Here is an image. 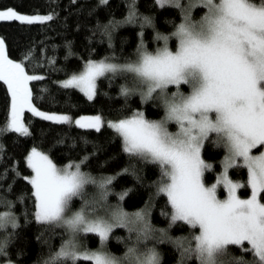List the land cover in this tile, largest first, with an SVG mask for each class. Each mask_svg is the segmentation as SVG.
<instances>
[{
	"label": "snow or ice",
	"instance_id": "6c2138e0",
	"mask_svg": "<svg viewBox=\"0 0 264 264\" xmlns=\"http://www.w3.org/2000/svg\"><path fill=\"white\" fill-rule=\"evenodd\" d=\"M107 3L99 0L101 5ZM154 4L180 9L179 22L168 21L172 31L161 32L155 13L140 12L138 0H125V15L97 19L94 28L112 45L117 28L138 24L132 54L121 59L113 51L95 59L90 52L88 58L81 57L78 69H64L65 78L57 83L75 87L93 100L99 78L111 82L125 77L117 95L127 101L138 93L141 103L155 102L163 109L158 119L148 118L141 108L114 119H105L101 111L73 118L68 112L42 110L33 102L30 82L42 80L47 73L27 70L26 62L33 58L31 48L21 59L11 58L5 38L0 36V81L10 97L8 118L0 133L30 135L22 118L25 109L48 121L75 123L84 129L100 130L107 124L121 138L122 150L130 160L159 168L157 179L149 182L154 191L144 206L128 211L122 201L130 188L117 192L116 202L109 199L114 191L112 181L119 172L94 173L83 167L92 153L85 151L81 159L58 165L48 151L31 147L24 158L30 175L21 173L15 164L11 166L16 176L30 183L31 193H20L16 200L0 198L4 205L0 210V257H4L0 264H18L9 251L19 235L21 213L15 211V204L28 198L33 200V209L29 212L25 207V224L34 220L38 225L63 229L59 246H50L48 254L41 253L33 264H161L156 246L161 240L175 244L180 252L177 264H185L191 257L198 264H264V0H188L186 4L154 0ZM197 6L205 11L193 19L192 9ZM53 15L27 14L12 6L0 8V20L5 21L43 22ZM146 25L153 29L154 48L144 39ZM170 40L174 41L172 46ZM65 44V59L77 57L72 41ZM40 59L61 70L54 56ZM173 123L175 131L170 130ZM82 139L88 143L87 138ZM208 142L224 149L222 170L212 183L206 181L205 171L213 169V163L202 155ZM3 147L0 144V149ZM93 148L98 150L99 146L93 144ZM235 167L246 168V180L230 175L229 170ZM120 171L131 172L143 182L134 164ZM7 174L8 169H4L2 175ZM221 186L226 192L223 196L218 194ZM88 187L95 191L85 198ZM242 187H247L249 194L241 195ZM11 189L9 183L6 191ZM160 194L166 195V207L170 206L169 211L161 209L168 218L166 227L151 221L154 199ZM76 197L82 201L79 207H74ZM178 222L185 223L189 231L173 236L169 230ZM118 226L128 230L127 237H117L125 241V251L120 254L107 247ZM88 233L98 234L97 247H88L79 239ZM232 247L251 257L236 255ZM23 254L22 249L16 252L17 257Z\"/></svg>",
	"mask_w": 264,
	"mask_h": 264
},
{
	"label": "trees",
	"instance_id": "16d2710c",
	"mask_svg": "<svg viewBox=\"0 0 264 264\" xmlns=\"http://www.w3.org/2000/svg\"><path fill=\"white\" fill-rule=\"evenodd\" d=\"M8 6L27 14L54 13L51 20L43 22L0 20V36L6 40L9 56L13 59H21L22 54L31 48L33 58L26 62L27 70L34 73H47L42 80L30 82L33 88V102L42 110L68 112L73 118L101 111L105 119H114L123 114H130L136 108L143 109L148 118L158 119L163 115V109L156 107L155 102L141 103L138 93L130 96L127 101L123 96H118L117 93L120 85L125 82V77L118 76L111 82L106 78H99L97 97L93 100H89L75 87H66L57 83L65 78L64 69H78L82 64L81 57L88 58L90 52L92 58L95 59L113 51L121 59L132 54L138 41V24H126L117 28L112 45H109L106 36L94 28L97 19L105 21L110 16L120 18L125 15V0H108L107 5L99 4V0H0V8ZM138 7L142 13H155L156 27L161 32L172 31L173 25L168 23L169 20L179 22L182 18L180 9L175 5L160 7L154 4V0H138ZM204 11L202 7L196 8L192 11L193 19H198ZM144 32V39L148 42L149 48H154L157 42L152 40L154 35L152 27L146 25ZM67 40L72 41V50L78 53L77 57L65 59L67 47L65 41ZM173 43V40L169 41L170 46ZM48 56L55 57L56 66H60L61 70H55V67L49 65L46 59H40ZM170 88L173 87L170 86ZM183 88L185 91L188 90L187 86ZM9 101L6 85L0 81V126H3L8 118ZM23 119L30 128V135L17 134L14 131L0 133V144L4 146L0 149V198L7 197L16 200L20 193H31L30 183L24 180L23 176H16L11 166L15 164L21 173L30 175L31 170L24 158L33 146L48 151L58 165H63L69 160L81 159L85 151L92 153L83 167L94 173L115 174L119 172L120 174L112 181L114 191L110 193L109 199L111 202H116L119 199L116 193L130 188L122 201L123 207L128 211L143 207L145 201L148 200L149 193L154 191V186L149 182L157 179L159 168L150 162L130 160L122 150L121 138L107 124L102 125L100 130L84 129L75 123L48 121L37 117L29 109L24 111ZM82 138H87L88 143L85 144ZM61 139L63 143L56 142ZM93 144L99 146L98 150L93 148ZM202 155L213 163V169L205 171L206 181L215 182L217 173L222 170L221 160L224 156V149L208 142L202 150ZM130 164L135 165L143 182L138 181L131 172L120 171ZM4 169H8L7 176L2 175ZM229 172L233 178L246 180L247 173L244 167H235ZM13 177H15L14 180ZM9 183L12 184L11 192L6 191ZM94 191L93 187H88L85 198H89ZM218 194L223 196L226 192L220 187ZM240 194H249V189L242 187ZM166 200L165 194H160L154 199L151 221L159 227H166L168 224V218L161 214V209L170 210V206L166 207ZM81 203L79 197L74 198V207H79ZM25 207L29 212L32 211L33 200L31 198L26 199L24 203L16 201L15 211L21 213L20 225L17 229L19 235L9 246V251L11 258L18 260V264H33L41 253L48 254L50 246L53 249L59 246L60 233L63 229L60 226L49 228L38 225L34 220L25 224L22 215ZM3 208L4 205L0 204V210ZM9 231H12L11 226H9ZM169 231L171 235L177 236L186 234L189 229L185 223L178 222ZM0 235L3 233L0 232ZM127 236L128 230L123 226L113 229L107 241L108 249L117 254L123 253L125 241L118 240L117 237ZM82 242L88 247L95 248L99 245V238L95 233L83 234ZM156 246L162 255L161 264H177L180 252L173 242L161 240ZM20 249L24 254L17 257L16 252ZM231 252L251 257L250 253H241L239 247H232ZM2 259L4 257H0V260ZM185 264H198V262L195 257H191L185 261Z\"/></svg>",
	"mask_w": 264,
	"mask_h": 264
},
{
	"label": "rangeland",
	"instance_id": "374dc122",
	"mask_svg": "<svg viewBox=\"0 0 264 264\" xmlns=\"http://www.w3.org/2000/svg\"><path fill=\"white\" fill-rule=\"evenodd\" d=\"M188 2V0H181V3H183V4H186ZM200 7H202V6H197L196 8H200ZM196 8H193L192 9V11H194ZM203 8V7H202ZM173 88H174V86H172ZM170 89H172V88H170ZM26 110V109H25ZM24 110V111H25ZM24 114V113H23ZM23 118V117H22ZM42 118H44V117H42ZM55 122V121H54ZM170 130L171 131H175L176 130V128H175V125H174V123L173 124H170ZM222 187V186H221ZM220 189V188H219ZM98 235V234H97ZM82 236H83V234H81V236L79 237V239L82 241Z\"/></svg>",
	"mask_w": 264,
	"mask_h": 264
}]
</instances>
